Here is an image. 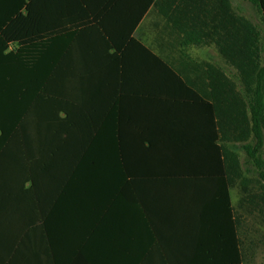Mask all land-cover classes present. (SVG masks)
<instances>
[{
  "label": "crops",
  "instance_id": "1",
  "mask_svg": "<svg viewBox=\"0 0 264 264\" xmlns=\"http://www.w3.org/2000/svg\"><path fill=\"white\" fill-rule=\"evenodd\" d=\"M196 2L0 0V264L263 262L234 202L261 186L223 171L249 141L209 108L228 64L168 22Z\"/></svg>",
  "mask_w": 264,
  "mask_h": 264
},
{
  "label": "trees",
  "instance_id": "2",
  "mask_svg": "<svg viewBox=\"0 0 264 264\" xmlns=\"http://www.w3.org/2000/svg\"><path fill=\"white\" fill-rule=\"evenodd\" d=\"M245 1L258 7L264 22V0ZM179 6L180 12L186 13V18L169 19L168 22L182 34L184 43L213 44L228 66L235 70L244 87L245 94L242 95L229 75L227 77L219 67H207V77L212 88V104L209 108L216 119L218 133L223 135V140L249 141L244 146V151L246 158L255 167L261 183V193L243 195L239 205L259 204L260 214L263 215L264 158L261 151L264 145V66L260 65L259 33L245 19L234 14L229 0L182 3ZM46 43L38 42L33 45L36 54H40ZM225 124L228 125L229 138L224 135ZM223 156L228 161L227 169L223 165V171H227L231 185L241 177L239 158L236 153L226 149H223Z\"/></svg>",
  "mask_w": 264,
  "mask_h": 264
},
{
  "label": "rangeland",
  "instance_id": "3",
  "mask_svg": "<svg viewBox=\"0 0 264 264\" xmlns=\"http://www.w3.org/2000/svg\"><path fill=\"white\" fill-rule=\"evenodd\" d=\"M229 2H230V7L233 10L234 14L245 19L259 33L260 49H261L260 65L264 66V22L262 20V16H261V13H260L258 7L256 5L248 2V1H245V0H229ZM228 67H229V77L235 83L236 89H237V87H239L241 94L242 95L245 94L244 87L240 83V81L238 80L235 70L231 66H228ZM261 152H262L261 155L264 158V145L262 147ZM244 155H245V159H244L245 162L242 164L239 160L241 173H242V168L247 173H250V174L253 173L256 177L255 182H258L257 184H259L261 186V183L257 178L258 175H257L256 169L253 166V164L246 158L245 151H244ZM250 181L253 182L252 180H250ZM252 185L254 187L257 186L254 183ZM241 197H242L241 195L236 196V198L234 197V202H235V200H238V203H239ZM263 219H264V217H263ZM247 223L249 225L246 227L245 237H246V240H251V243H253V252H251V255L252 254L254 255V253L255 254H261L263 257L259 256L258 258H261V260H263V262L258 261L257 264L258 263L264 264V220L262 222H259L258 219H254L253 221H252V219H249ZM255 257H256V255H255Z\"/></svg>",
  "mask_w": 264,
  "mask_h": 264
}]
</instances>
